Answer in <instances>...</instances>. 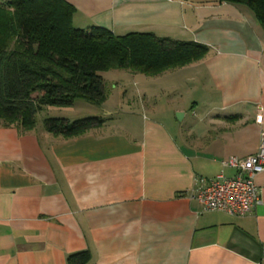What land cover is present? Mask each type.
I'll use <instances>...</instances> for the list:
<instances>
[{"label": "crops", "instance_id": "crops-1", "mask_svg": "<svg viewBox=\"0 0 264 264\" xmlns=\"http://www.w3.org/2000/svg\"><path fill=\"white\" fill-rule=\"evenodd\" d=\"M65 1L82 26L193 40L208 51L161 75L163 107L146 95L143 105L121 97L120 107L106 97L90 114L103 125L72 136L44 121L77 120L75 102L32 130L0 125V264H67L83 251L86 264H264V171L254 179L259 201L243 216L200 212L192 197L202 179L236 173L223 160L258 149L264 31L228 2Z\"/></svg>", "mask_w": 264, "mask_h": 264}, {"label": "trees", "instance_id": "trees-1", "mask_svg": "<svg viewBox=\"0 0 264 264\" xmlns=\"http://www.w3.org/2000/svg\"><path fill=\"white\" fill-rule=\"evenodd\" d=\"M243 7L264 31V0H199ZM65 0H0V125L32 130L46 106L70 107L77 99L100 105L107 97L101 71L127 70L158 77L205 58L208 48L193 40L150 32L115 35L78 23ZM100 117L69 121L49 117L50 133L79 135L100 127ZM86 251L67 264H86Z\"/></svg>", "mask_w": 264, "mask_h": 264}, {"label": "built area", "instance_id": "built-area-1", "mask_svg": "<svg viewBox=\"0 0 264 264\" xmlns=\"http://www.w3.org/2000/svg\"><path fill=\"white\" fill-rule=\"evenodd\" d=\"M261 122V115L255 116ZM224 167L233 168L236 173L227 177L220 173L210 180H201L193 196L201 204L200 212L221 211L231 216H243L259 201L255 177L264 171V130L254 154L240 158L230 156L222 161Z\"/></svg>", "mask_w": 264, "mask_h": 264}, {"label": "rangeland", "instance_id": "rangeland-1", "mask_svg": "<svg viewBox=\"0 0 264 264\" xmlns=\"http://www.w3.org/2000/svg\"><path fill=\"white\" fill-rule=\"evenodd\" d=\"M3 1L6 2L8 0H3ZM99 75L101 76L105 85V89L108 97V102H107L108 106L111 105L113 107V104L115 106L119 104L120 107L121 101L119 99H121V97H127L131 102H133L137 100V96L140 97L139 100L143 105L144 103L141 98L144 95L147 96V98L144 100L145 103H147V101L151 103L157 102L160 105H162V107L167 104L166 98L169 97L168 91L165 90L163 92L161 89L165 88V86L167 85L169 81L168 77H164V76H159L157 78L148 77L146 75L139 73L132 74L129 71L122 69L101 71L99 72ZM157 90L159 91V95L154 100L152 99V97H150V95H153ZM75 103H76V107L80 111L78 117H76L77 119L94 117L93 115H90L93 114L91 113V111H95V112L99 111L95 105L93 106L92 104H89L88 102L82 99H77ZM134 107L135 105L131 110H135ZM57 109L58 108L50 107V108H46L45 110L39 111L36 114V121L39 123L42 122L43 118L47 116H51V114H54L55 113L54 111H56ZM125 110L127 109H125L124 106H122L120 108V113L121 111L123 112ZM104 122L105 120L103 121V123Z\"/></svg>", "mask_w": 264, "mask_h": 264}, {"label": "water", "instance_id": "water-1", "mask_svg": "<svg viewBox=\"0 0 264 264\" xmlns=\"http://www.w3.org/2000/svg\"><path fill=\"white\" fill-rule=\"evenodd\" d=\"M183 115H184V113L181 112V111H177L175 113V117H176L177 120H181L183 118Z\"/></svg>", "mask_w": 264, "mask_h": 264}]
</instances>
